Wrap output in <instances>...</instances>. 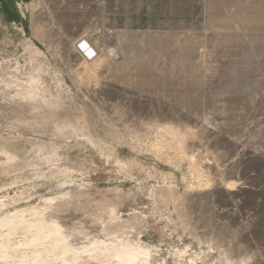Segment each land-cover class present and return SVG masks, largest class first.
Returning a JSON list of instances; mask_svg holds the SVG:
<instances>
[{"label":"rangeland","instance_id":"obj_1","mask_svg":"<svg viewBox=\"0 0 264 264\" xmlns=\"http://www.w3.org/2000/svg\"><path fill=\"white\" fill-rule=\"evenodd\" d=\"M0 264H264V0H0Z\"/></svg>","mask_w":264,"mask_h":264},{"label":"built area","instance_id":"obj_2","mask_svg":"<svg viewBox=\"0 0 264 264\" xmlns=\"http://www.w3.org/2000/svg\"><path fill=\"white\" fill-rule=\"evenodd\" d=\"M84 41L76 44V55L85 62H93L102 54L101 51L104 47L99 42H95L94 39L89 36Z\"/></svg>","mask_w":264,"mask_h":264}]
</instances>
